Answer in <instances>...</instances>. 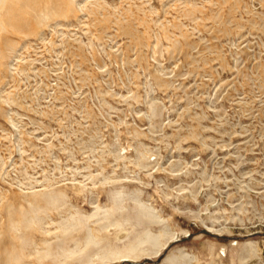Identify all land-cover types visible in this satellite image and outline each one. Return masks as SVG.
Segmentation results:
<instances>
[{
	"label": "rangeland",
	"instance_id": "374dc122",
	"mask_svg": "<svg viewBox=\"0 0 264 264\" xmlns=\"http://www.w3.org/2000/svg\"><path fill=\"white\" fill-rule=\"evenodd\" d=\"M187 261L264 264V0H0V264Z\"/></svg>",
	"mask_w": 264,
	"mask_h": 264
},
{
	"label": "bare ground",
	"instance_id": "6f19581e",
	"mask_svg": "<svg viewBox=\"0 0 264 264\" xmlns=\"http://www.w3.org/2000/svg\"><path fill=\"white\" fill-rule=\"evenodd\" d=\"M61 195V194H60ZM50 200V201H49ZM58 197H57V195L55 196H49V198H48V201L49 202H51L52 204L54 203H56L57 204V202H58ZM55 204V205H56ZM115 208H117V207H115ZM112 209V208H111ZM116 212L118 211V210H116V209H114ZM106 211V210H105ZM108 211V210H107ZM102 212V211H101ZM143 212V214H145L146 213V211H142ZM145 212V213H144ZM106 213V212H105ZM112 214H114V213H112ZM93 215V214H92ZM100 215V214H99ZM106 215H107V213H106ZM109 215L111 216V214L109 213ZM96 216V215H95ZM98 216V215H97ZM109 216V217H110ZM139 216L141 217V214H139ZM145 215H143V217H144ZM93 217V216H92ZM105 217V216H104ZM111 217H113V216H111ZM143 217H141V218H143ZM149 217V216H148ZM27 218V217H26ZM102 219L103 218V216L102 217H99V219ZM139 218V217H138ZM29 219H27V221H28ZM80 220V219H79ZM78 220V221H79ZM87 219H85V221H84V223L86 222L87 223V221H86ZM103 220H104V218H103ZM142 220V219H141ZM30 221V220H29ZM28 221V222H29ZM77 221V222H78ZM90 221H92V220H90ZM94 221V220H93ZM101 221V220H100ZM27 222V223H28ZM31 222V221H30ZM37 222V221H36ZM76 222V223H77ZM81 221H79L77 224L75 223H73L72 224V226H71V230L70 231H68L67 230V232H65L66 234H67V239L69 238V239H73V238H76V237H78V238H80L83 242V244H84V247L81 249V251H80V249L78 250L79 251V254H77V255H79V257H77V255H76V253L75 254H72L73 256H75V257H77L76 259L77 260H81V258H85L84 256L86 255H88V252H94V250H96V251H99L98 250V247H99V245H98V242H96V240H94V239H92L90 236H92V234H91V232H89V234H88V230H87V233L85 232L86 230L85 229H87V228H85L84 229V225H83V223H80ZM82 222H83V220H82ZM115 222V221H114ZM113 222V223H114ZM67 223V222H66ZM85 223V224H86ZM112 223V224H113ZM33 224V223H32ZM67 224H69V223H67ZM22 225H23V223H22ZM62 225H66V224H62ZM61 225V226H62ZM114 225V224H113ZM27 225H25L24 227H26ZM28 226H29V223H28ZM30 226H32V225H30ZM29 226V227H30ZM34 226H37V225H34ZM33 226V227H34ZM109 226H111V225H109ZM108 226V227H109ZM28 227V228H29ZM37 227H39V226H37ZM64 226H62V228H63ZM69 227V226H68ZM68 227H66L67 229H69ZM76 228V229H74V230H72V228ZM107 227V228H108ZM27 228V227H26ZM104 228H106V227H104ZM96 229V228H95ZM83 230H85V231H83ZM97 230V229H96ZM107 230V229H106ZM66 237V236H65ZM94 238V237H93ZM97 238V237H96ZM98 239V238H97ZM63 240V239H62ZM74 240V239H73ZM73 240H68L69 242L68 243H70L71 241H73ZM79 240V239H78ZM103 240V239H102ZM157 238L154 236V237H147V240L146 241H144V240H142V242H140L141 244L140 245H143V243H145V242H147V243H149L150 245H152V247H154V248H156L155 250H154V253L153 254H157L159 251H158V249H159V247H161L159 244V242H157ZM75 241H77L76 239H75ZM24 242H25V240L23 239V244H24ZM80 242V241H79ZM100 242V241H99ZM62 243H63V241H62ZM72 243V242H71ZM75 243H77V242H75ZM101 243V242H100ZM59 244V243H58ZM78 244V243H77ZM81 244V243H80ZM80 244H79V246H80ZM58 246V245H57ZM60 247V246H59ZM138 247L139 246H137V245H134V246H132V247H130V248H128V249H126L127 251H125V252H122V254L120 255V256H118V257H116V258H118V259H120V258H122V257H128V258H131V259H137V258H139L140 257V252H138ZM55 248V247H54ZM58 248V247H57ZM56 248V249H57ZM64 248V247H63ZM106 248V247H105ZM54 250V249H53ZM102 250V249H101ZM104 251V250H103ZM107 251V249L105 250V252ZM109 251V250H108ZM107 251V252H108ZM18 252L19 251H16L15 253H12L11 255H9L10 257H11V259L13 260V261H16V262H20V260H21V258H20V255L18 254ZM75 252V251H74ZM106 252V253H107ZM111 252H113V251H111ZM46 253V252H45ZM44 253V254H45ZM73 253V252H72ZM97 253V252H96ZM109 254H111L110 252H108ZM108 253L107 254H105L104 252H103V256H104V258H106V256L108 255ZM114 253V252H113ZM47 254V253H46ZM105 254V255H104ZM68 254H66V256H67ZM102 256V257H103ZM184 256H186V255H184ZM10 257H9V259H10ZM101 257V256H100ZM109 257V256H108ZM107 257V258H108ZM111 257V256H110ZM183 257V256H182ZM184 258V257H183ZM75 259V260H76ZM109 259V258H108ZM91 261V260H90ZM89 261V262H90ZM104 261V260H103ZM183 262H185V259H184V261ZM80 263V262H79ZM84 263V262H83ZM86 263V262H85ZM92 263V262H91ZM86 264H88V263H86ZM90 264V263H89ZM187 264H188V261H187Z\"/></svg>",
	"mask_w": 264,
	"mask_h": 264
},
{
	"label": "water",
	"instance_id": "95a60500",
	"mask_svg": "<svg viewBox=\"0 0 264 264\" xmlns=\"http://www.w3.org/2000/svg\"><path fill=\"white\" fill-rule=\"evenodd\" d=\"M160 259H161V257H159V258L157 259V262H158Z\"/></svg>",
	"mask_w": 264,
	"mask_h": 264
}]
</instances>
